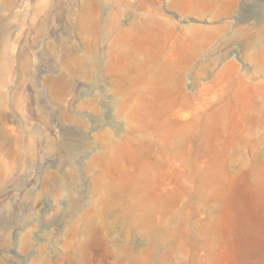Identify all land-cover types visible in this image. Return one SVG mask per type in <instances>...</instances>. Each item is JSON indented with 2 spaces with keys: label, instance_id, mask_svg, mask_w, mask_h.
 Here are the masks:
<instances>
[{
  "label": "rangeland",
  "instance_id": "1",
  "mask_svg": "<svg viewBox=\"0 0 264 264\" xmlns=\"http://www.w3.org/2000/svg\"><path fill=\"white\" fill-rule=\"evenodd\" d=\"M0 264H264V0H0Z\"/></svg>",
  "mask_w": 264,
  "mask_h": 264
}]
</instances>
